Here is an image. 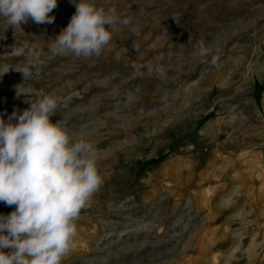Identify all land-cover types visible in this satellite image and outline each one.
<instances>
[{"label": "rangeland", "instance_id": "374dc122", "mask_svg": "<svg viewBox=\"0 0 264 264\" xmlns=\"http://www.w3.org/2000/svg\"><path fill=\"white\" fill-rule=\"evenodd\" d=\"M89 2L121 21L98 58L49 51L72 0L51 24L0 17V117L29 107L18 86L51 95L52 122L96 150L103 183L62 264H264V0Z\"/></svg>", "mask_w": 264, "mask_h": 264}, {"label": "clouds", "instance_id": "9594fccd", "mask_svg": "<svg viewBox=\"0 0 264 264\" xmlns=\"http://www.w3.org/2000/svg\"><path fill=\"white\" fill-rule=\"evenodd\" d=\"M72 2L76 11L49 51L52 56L98 58L112 40L111 29L121 21L113 10L89 0ZM56 7L57 0H0V17L14 30L29 19L51 24L55 17L49 13ZM195 55L212 56V65L218 61L203 40L197 42ZM39 64L37 54L13 69L27 80ZM16 95L29 97L24 101L29 107L14 110L7 122L0 117V203L15 206L8 215L0 214V264H62L78 235L81 210L103 183L96 150L74 139L60 120L52 122L58 108L55 97L33 101L32 91L19 86Z\"/></svg>", "mask_w": 264, "mask_h": 264}]
</instances>
